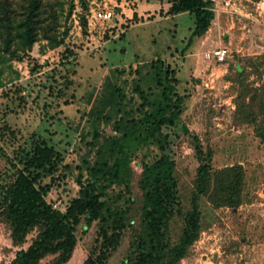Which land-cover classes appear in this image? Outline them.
I'll return each mask as SVG.
<instances>
[{"label":"rangeland","instance_id":"1","mask_svg":"<svg viewBox=\"0 0 264 264\" xmlns=\"http://www.w3.org/2000/svg\"><path fill=\"white\" fill-rule=\"evenodd\" d=\"M171 1L41 0L29 50L12 44L11 56L0 35V264L39 240L34 228L13 241L5 220L18 174L38 173L47 203L65 212L80 182L110 161L120 122L141 117L139 89L157 93L155 73L165 66L179 79L180 112L161 126V142L132 146L120 161L122 180L100 198L116 215L105 225L108 234L120 228V238L103 239L104 224L87 215L65 261L51 253L37 264H84L89 257L136 264L145 234L143 164L161 157L174 182L164 240L177 245L163 264H264V0H212L214 17L199 36H191L192 13H168ZM218 48L227 52L222 61L213 56ZM50 147L59 158L41 170L38 151ZM238 167V203L212 200L217 179H234Z\"/></svg>","mask_w":264,"mask_h":264},{"label":"trees","instance_id":"2","mask_svg":"<svg viewBox=\"0 0 264 264\" xmlns=\"http://www.w3.org/2000/svg\"><path fill=\"white\" fill-rule=\"evenodd\" d=\"M17 6L12 0H5L0 4V35L5 43L4 51L16 56V48L8 51L12 44H20L22 49H30L37 32V15L41 0H20ZM20 9H17V8ZM189 12L194 16L195 26L191 36H199L208 28L214 17L212 0H172L168 13L177 14ZM0 68L6 64V57L0 53ZM6 65H4L5 67ZM0 69V76L2 74ZM155 86L157 93L146 92L139 89L141 103L138 110L141 117H133L126 123L121 121L122 136L113 137L109 142V158L113 162L101 160L89 172L85 182H80L78 196L73 198L65 212L54 209L45 200L46 186L38 185V173L20 172L9 190L10 200L7 204L5 220L11 227V237L15 242H21L26 234L34 228H39V240L24 250L19 251L10 264H37L38 260L47 254L59 253L62 260H66L75 245V229L81 218L88 216L91 219L99 218L104 224L100 231L103 239L117 240L121 229L112 228L108 234L106 226L110 218L115 219L112 211L105 201L100 198L106 193L110 185L122 180V167L120 161L128 158L132 146L136 148L146 142H161L156 134L164 124H171L176 114L180 112L181 95L178 89L179 79L171 67L158 68L155 73ZM2 85V82H0ZM102 101L100 113L106 108ZM111 108V107H109ZM124 116V115H123ZM123 116L120 118L123 120ZM129 124V125H127ZM127 129V131L125 130ZM125 130V131H124ZM162 142L160 147L162 148ZM39 163L42 170L58 160L59 155L50 148L38 151ZM163 157L152 159L143 164L140 185L143 191V216L145 234L139 242L140 252L136 264H163L174 253L176 246L168 247L165 242V232L170 219V205L174 198V182ZM242 168V167H241ZM237 170L234 179L218 178L214 185L215 197L212 200L228 204H237L239 188L242 186V169ZM241 169V170H240ZM233 169H227V174ZM208 168H200V180L206 181ZM106 225V226H105ZM110 243V242H109ZM104 257H89L84 264H102Z\"/></svg>","mask_w":264,"mask_h":264},{"label":"built area","instance_id":"3","mask_svg":"<svg viewBox=\"0 0 264 264\" xmlns=\"http://www.w3.org/2000/svg\"><path fill=\"white\" fill-rule=\"evenodd\" d=\"M100 17H109L111 15V12H103V13H98ZM227 52L225 48H218L213 51V56L214 58L217 59V61H222L226 58Z\"/></svg>","mask_w":264,"mask_h":264}]
</instances>
